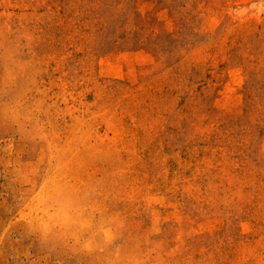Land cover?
<instances>
[{
  "label": "rangeland",
  "instance_id": "rangeland-1",
  "mask_svg": "<svg viewBox=\"0 0 264 264\" xmlns=\"http://www.w3.org/2000/svg\"><path fill=\"white\" fill-rule=\"evenodd\" d=\"M0 264H264V0H0Z\"/></svg>",
  "mask_w": 264,
  "mask_h": 264
}]
</instances>
